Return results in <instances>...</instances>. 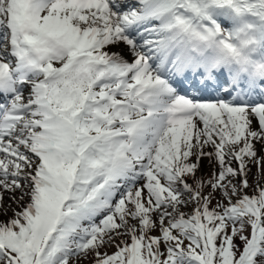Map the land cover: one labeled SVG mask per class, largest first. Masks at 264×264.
Here are the masks:
<instances>
[{"label": "snow or ice", "instance_id": "6c2138e0", "mask_svg": "<svg viewBox=\"0 0 264 264\" xmlns=\"http://www.w3.org/2000/svg\"><path fill=\"white\" fill-rule=\"evenodd\" d=\"M261 178L264 0H0V264H264Z\"/></svg>", "mask_w": 264, "mask_h": 264}, {"label": "rangeland", "instance_id": "374dc122", "mask_svg": "<svg viewBox=\"0 0 264 264\" xmlns=\"http://www.w3.org/2000/svg\"><path fill=\"white\" fill-rule=\"evenodd\" d=\"M250 167H251L252 171L249 174L248 179H249V183L252 184L255 182V179L260 178V177L257 174V167L255 165H251ZM209 171H210V169H209L208 163H207V161H205L204 162V168H203V173L205 174V176H207ZM261 182L264 183V178H261ZM249 193H251V189H249ZM5 203H7V199L5 200ZM13 207H15V205H13ZM111 250H112V248L107 249V251L109 253L111 252ZM89 263H90V261L85 262V264H89Z\"/></svg>", "mask_w": 264, "mask_h": 264}, {"label": "bare ground", "instance_id": "6f19581e", "mask_svg": "<svg viewBox=\"0 0 264 264\" xmlns=\"http://www.w3.org/2000/svg\"><path fill=\"white\" fill-rule=\"evenodd\" d=\"M124 47H125V46L121 45L120 47H118V48H114V49H112V50H114V51H121Z\"/></svg>", "mask_w": 264, "mask_h": 264}]
</instances>
